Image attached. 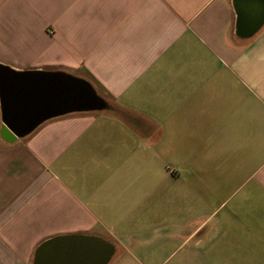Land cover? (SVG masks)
<instances>
[{"label": "crops", "instance_id": "1", "mask_svg": "<svg viewBox=\"0 0 264 264\" xmlns=\"http://www.w3.org/2000/svg\"><path fill=\"white\" fill-rule=\"evenodd\" d=\"M0 64L113 108L0 121V264L74 234L108 264H264V0H0Z\"/></svg>", "mask_w": 264, "mask_h": 264}, {"label": "water", "instance_id": "2", "mask_svg": "<svg viewBox=\"0 0 264 264\" xmlns=\"http://www.w3.org/2000/svg\"><path fill=\"white\" fill-rule=\"evenodd\" d=\"M85 78L63 71L15 70L0 64L1 137L14 141L31 134L44 122L74 113L112 111ZM114 248L91 235L56 236L42 242L32 264H108Z\"/></svg>", "mask_w": 264, "mask_h": 264}, {"label": "built area", "instance_id": "3", "mask_svg": "<svg viewBox=\"0 0 264 264\" xmlns=\"http://www.w3.org/2000/svg\"><path fill=\"white\" fill-rule=\"evenodd\" d=\"M169 169V168H168ZM170 170V169H169Z\"/></svg>", "mask_w": 264, "mask_h": 264}]
</instances>
